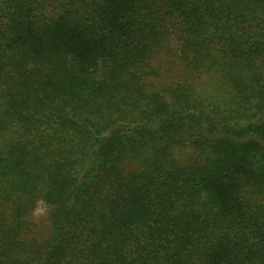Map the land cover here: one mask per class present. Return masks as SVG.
<instances>
[{
    "label": "trees",
    "instance_id": "16d2710c",
    "mask_svg": "<svg viewBox=\"0 0 264 264\" xmlns=\"http://www.w3.org/2000/svg\"><path fill=\"white\" fill-rule=\"evenodd\" d=\"M0 264H264V0H0Z\"/></svg>",
    "mask_w": 264,
    "mask_h": 264
},
{
    "label": "rangeland",
    "instance_id": "374dc122",
    "mask_svg": "<svg viewBox=\"0 0 264 264\" xmlns=\"http://www.w3.org/2000/svg\"><path fill=\"white\" fill-rule=\"evenodd\" d=\"M158 82H161V83H166L168 81H158ZM208 83L212 84V81H207ZM41 215H43V211H41ZM36 221L40 222V218L37 216L36 218Z\"/></svg>",
    "mask_w": 264,
    "mask_h": 264
},
{
    "label": "clouds",
    "instance_id": "9594fccd",
    "mask_svg": "<svg viewBox=\"0 0 264 264\" xmlns=\"http://www.w3.org/2000/svg\"><path fill=\"white\" fill-rule=\"evenodd\" d=\"M39 211V210H38Z\"/></svg>",
    "mask_w": 264,
    "mask_h": 264
}]
</instances>
